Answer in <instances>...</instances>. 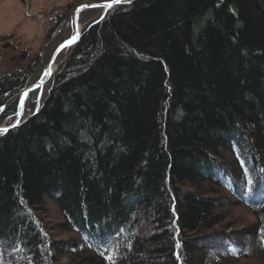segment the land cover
I'll list each match as a JSON object with an SVG mask.
<instances>
[{
	"label": "trees",
	"instance_id": "obj_1",
	"mask_svg": "<svg viewBox=\"0 0 264 264\" xmlns=\"http://www.w3.org/2000/svg\"><path fill=\"white\" fill-rule=\"evenodd\" d=\"M59 7L44 44L76 1ZM95 20L0 135V264H264V0H133ZM19 56L0 119L41 65Z\"/></svg>",
	"mask_w": 264,
	"mask_h": 264
},
{
	"label": "rangeland",
	"instance_id": "obj_2",
	"mask_svg": "<svg viewBox=\"0 0 264 264\" xmlns=\"http://www.w3.org/2000/svg\"><path fill=\"white\" fill-rule=\"evenodd\" d=\"M67 1H76L77 6L82 3L101 0H0V35L11 34L12 41H18L17 48L15 49L7 44V40L3 43L0 42V70H8L15 65L25 66L27 64L26 60H23L19 56V51L21 48H28L30 53H35L36 51L41 52V59L39 61L41 65L32 70L27 79V85L34 82L40 76L43 67L50 59L56 45L63 39L71 36L74 31L71 13L61 28L57 30L55 36L44 44L45 21L40 15L52 8H56L54 12L59 11V6H62ZM103 12L102 7H91L82 10L79 15V22L83 27L101 17ZM69 50L70 47H64L57 55L56 62L61 61ZM52 77L53 74L40 87L32 90L28 94L22 118H26L40 105L52 84ZM14 116L15 114H11L4 119H0V124L11 122ZM220 193L227 194L224 190H220ZM44 204L46 205V216L49 219V221L45 220L46 225L47 227H52V222L60 218L59 211L55 204L50 203L48 200ZM226 211V214L232 217V222L235 221L234 223L237 226H242L243 223H247L253 219V215L244 206L232 205ZM48 231L57 237H67L69 235V233L58 232L51 228ZM67 259V255L59 257V261H65ZM243 261L245 264H257L254 258L249 260L239 259L228 264H239L241 262L243 263Z\"/></svg>",
	"mask_w": 264,
	"mask_h": 264
},
{
	"label": "water",
	"instance_id": "obj_3",
	"mask_svg": "<svg viewBox=\"0 0 264 264\" xmlns=\"http://www.w3.org/2000/svg\"><path fill=\"white\" fill-rule=\"evenodd\" d=\"M132 1L133 0H119V2H117V0L93 1V2L79 4L73 9V12H72V19H73V24H74L73 34L69 36L68 38L63 39L61 42H59L56 45V47L54 48L50 56V59L48 60L47 64L43 67L40 76L34 82L24 86L20 91H18L16 94L13 95L17 97V107H16V112L14 113L15 116L11 122L7 124L6 123L0 124V135L6 133L11 128L17 126L19 123H21L25 119V118H22V113L24 110V106H25V102H26V98L28 94L32 90L40 87L45 81H47L51 77L52 73L54 72V71L52 72V65L56 61V57L59 54V52L64 47H70L71 49L74 46V44L77 42V40L79 39L82 28H83L82 24L79 22L80 12L82 10H85L91 7H102L104 11L101 14L102 16L110 6L116 5V4L130 3ZM96 21L97 20H95L94 22ZM61 61L55 63V68L58 66V64Z\"/></svg>",
	"mask_w": 264,
	"mask_h": 264
},
{
	"label": "bare ground",
	"instance_id": "obj_4",
	"mask_svg": "<svg viewBox=\"0 0 264 264\" xmlns=\"http://www.w3.org/2000/svg\"><path fill=\"white\" fill-rule=\"evenodd\" d=\"M55 63H56V61H55V62L53 63V65H52V72L55 71V69H56V68H55Z\"/></svg>",
	"mask_w": 264,
	"mask_h": 264
},
{
	"label": "snow or ice",
	"instance_id": "obj_5",
	"mask_svg": "<svg viewBox=\"0 0 264 264\" xmlns=\"http://www.w3.org/2000/svg\"><path fill=\"white\" fill-rule=\"evenodd\" d=\"M117 2H119V0H117ZM110 6V5H109Z\"/></svg>",
	"mask_w": 264,
	"mask_h": 264
}]
</instances>
